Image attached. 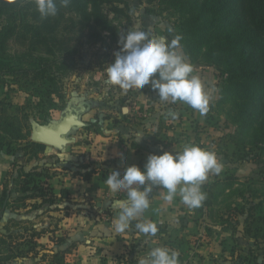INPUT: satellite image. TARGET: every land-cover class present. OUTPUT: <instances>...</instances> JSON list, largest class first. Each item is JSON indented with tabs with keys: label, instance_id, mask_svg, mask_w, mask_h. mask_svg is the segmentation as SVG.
Returning <instances> with one entry per match:
<instances>
[{
	"label": "rangeland",
	"instance_id": "obj_1",
	"mask_svg": "<svg viewBox=\"0 0 264 264\" xmlns=\"http://www.w3.org/2000/svg\"><path fill=\"white\" fill-rule=\"evenodd\" d=\"M129 2V8L123 13L109 12L105 8L111 25L109 30L92 28L91 21L71 13L76 22L82 23L71 25L66 18L60 21L55 28V40H49L56 42L52 51L48 50V45L39 42L34 49L35 41L31 39L33 34L31 28H27L28 23H33L30 17L25 19L24 27H21L0 13V114L6 112L8 116L17 119V124L10 126L9 130L22 127L23 133H29L27 139L20 142L14 139L10 132L4 131V125L0 123V196L3 189H9L10 204L17 209L26 204L24 213L31 212L30 205L36 201L26 200L25 204L22 202V183L16 180V176L23 173L22 167L30 170L33 162H36L31 153V143L37 142V125L56 124L74 109L83 107L85 110L82 117L87 119L89 125L72 129L70 136L83 143H96L91 151L101 149L104 152L108 144L98 141L104 138L102 131L112 129L108 134L114 139L120 121L123 123V120H126L117 118L122 114L121 108L125 103L123 98L129 96L134 100L124 106L130 108L137 116H143L138 125L141 134L148 137L152 148L149 153H175L182 151L185 144H197L215 152L223 170L219 175H209L202 185V191L207 194V198L202 206L196 209H189L178 197L171 204L165 202L159 194L160 189L154 187L150 195L156 203L155 207H159L162 212L154 222L159 230L155 236L141 234L142 237H138L144 243L141 249H131L129 253L125 250V255L130 260L128 263L134 264L133 260L136 263L137 257L146 255L155 246H166L179 253V264H264V243L245 233L244 215L239 213L241 206L249 208L252 204L261 202V214H264V167L258 161L260 150L233 136L238 128L234 118L237 113L236 102L229 99L225 103H219L222 78L218 76L215 67L192 61L180 46L185 59L193 66V74L207 86L206 92L210 97L209 110L203 116L189 106L160 100L157 92L148 88L149 85L141 90L130 89L125 92L118 86L107 83L105 70L108 64L114 62V52L119 50V34L139 27L155 35L167 36L170 41L178 32L175 0ZM24 4L31 8L36 7L34 0H26ZM146 8L151 10V14L146 13ZM133 12L139 15L130 14ZM10 26H15L18 30H29L30 39L17 41V36L13 35L5 41L3 34ZM42 33L48 36L44 27ZM20 66L36 68L39 77L33 79L30 75L29 79H26L17 76L14 70ZM49 71L56 78L55 81L42 78V72L48 74ZM56 83L61 96L53 92L47 98V86ZM50 90L52 91L51 86ZM110 142L114 150L116 142ZM9 148L12 149L11 154L6 152ZM112 161L107 159L106 162L112 165ZM98 164L106 165L103 162ZM143 167L144 165L140 168ZM48 168L47 176L54 175L49 183L59 193L61 178L56 177L55 168ZM228 176L237 177L234 185L217 198L213 197L220 189L219 182L223 183ZM106 178L102 177L100 181L103 186L106 185ZM37 180L39 181L38 178ZM41 180L47 181V177ZM94 184L96 189L100 183L96 181ZM122 192L116 193L115 196H120ZM209 192L213 195H209ZM92 199L97 201L100 197ZM67 202H62L61 205L65 208L72 204ZM18 212L20 211L14 213ZM255 214H260L258 208ZM56 218H59L58 215L45 219L36 218L28 223L9 219L5 226L1 225L5 221L1 214L0 264H80V260L87 257H92L87 264H117L118 257L124 254V250H110V256L101 250L96 251L99 249L97 245H94L96 250L88 254L84 248L75 254H71V250L59 249L58 242L65 241L68 236L64 230L58 232ZM128 237L129 240L132 239L131 235ZM33 243L36 249L31 252ZM52 252H60L62 255L58 254L59 257L55 259ZM104 256H108L107 262L103 260Z\"/></svg>",
	"mask_w": 264,
	"mask_h": 264
},
{
	"label": "trees",
	"instance_id": "obj_2",
	"mask_svg": "<svg viewBox=\"0 0 264 264\" xmlns=\"http://www.w3.org/2000/svg\"><path fill=\"white\" fill-rule=\"evenodd\" d=\"M24 1L26 0H0V13L2 12L1 14H4L7 19H11L21 27H24L25 19L30 17L33 23H28L27 28L30 27L33 34L31 39L35 41L34 49L39 42L48 45L49 51H52L56 43L49 40H55V28L64 18L69 20L71 25L82 23L74 20L73 14H76L91 21L92 28L101 27L109 30L111 25L105 8L109 12L123 13L130 5L129 0H70L68 6L64 7L61 6L60 0H56L57 15L42 20L36 7L26 6ZM175 2L178 13L176 35L182 37L180 46L192 61L204 62L215 67L218 76L222 78L219 103H225L229 99L236 102L237 113L234 118L238 128L233 136L258 148L260 150L258 161L264 167V0H175ZM145 10L146 13L151 14L150 9ZM43 27L48 32V36L42 33ZM28 31L10 26L6 28L3 38L6 41L9 37L16 35L17 41H28L30 39ZM32 67L20 66L14 72L17 76L26 79H29L30 75L33 79L38 78V70ZM46 73L42 72V78L46 77L50 81H55L56 78L52 76L51 71ZM53 92L61 96L57 83L47 86L45 96L49 98ZM17 122V119L8 116L6 112L0 114V123L4 125L3 130L10 132L14 139L20 142L25 141L29 133H23L22 127L15 128L13 131L9 130V127L15 126ZM31 145L33 146L31 153L36 162H33L30 170L22 167L24 171L16 176V180L22 183L20 188L22 202L25 204L26 200L36 201L30 205L31 212L27 215L29 219H34L50 210H58L62 203L60 201L68 198L69 192L66 188H60L57 193L55 187L49 183L54 175L47 176L49 175L48 167H53L61 161L58 154L48 150L54 148L39 142H33ZM6 152L11 154L12 149L9 148ZM42 154L51 161L45 160V163H40ZM97 171V168H93L83 176L90 177ZM44 177H47V181L41 180ZM236 180L237 177L228 176L224 184L219 182L220 189L213 197L217 198L223 194L234 185ZM10 194L9 189L2 190L0 196L2 209H11L13 212L26 209V204L21 206L20 210L12 206ZM209 195L213 193L209 192ZM257 208L260 211L259 215L255 214ZM262 210V203L258 202L249 208L241 206L239 213L244 215L245 233L264 243ZM233 226L235 228V225ZM4 238L7 240V237L4 236ZM3 243L6 244V241ZM58 243H61V240ZM30 249L34 252L36 245L33 243ZM52 253L55 259L59 257L58 254L62 255L60 252Z\"/></svg>",
	"mask_w": 264,
	"mask_h": 264
},
{
	"label": "clouds",
	"instance_id": "obj_3",
	"mask_svg": "<svg viewBox=\"0 0 264 264\" xmlns=\"http://www.w3.org/2000/svg\"><path fill=\"white\" fill-rule=\"evenodd\" d=\"M34 3L42 19L57 15L56 0H34ZM69 3L70 0H60L61 6L67 7ZM181 39L176 35L169 41L167 36L155 35L139 27L119 34V50L114 52V62L105 70L107 83L125 92L150 85L160 100L173 104L182 102L201 116L205 115L210 97L182 53ZM222 170L223 165L215 152L197 144H185L182 151L175 153H150L143 169L132 164L123 174L112 170L105 180L109 191L126 194V198L113 202V208L117 210L113 220L115 232L124 233L136 221V230L146 236H155L159 230L157 224L140 221L142 214L150 208L154 187L160 189L159 194L165 202L171 204L178 197L189 209H196L207 198L202 185L209 175H219ZM178 257L175 250L155 246L146 255L137 257L136 264H179Z\"/></svg>",
	"mask_w": 264,
	"mask_h": 264
},
{
	"label": "crops",
	"instance_id": "obj_4",
	"mask_svg": "<svg viewBox=\"0 0 264 264\" xmlns=\"http://www.w3.org/2000/svg\"><path fill=\"white\" fill-rule=\"evenodd\" d=\"M203 85L206 91L207 86L206 84ZM148 88H150V90L152 89L150 85ZM153 98L151 97V99ZM123 99L126 105L134 100V98L129 96ZM124 104L121 108L122 114L116 118L119 120H126H123V123L120 121V125L116 128L114 139L111 134H108V132H112V129H104L102 131L104 132V138L98 140L101 143L108 144V148L104 152L101 151V149L96 152L91 151L96 143H94V145H92L91 142L83 143L82 141L72 138L70 133L68 137L73 139V142L68 146L69 150L68 147L65 152H60L55 148L48 149L50 152L58 154L61 159L60 163L53 165V168H55L54 170L57 171L56 177L61 178V180H59L61 186L58 188L59 190L60 188H66L69 192L68 198H63L60 202L64 203L68 201L72 202V204L67 202L68 205L65 203L68 205L65 208L60 204L58 210H50L36 217L45 219L48 216L53 217L58 215L59 218H56V222H58L57 230L58 232L64 230L68 236L65 241L57 245L59 249L71 250L70 253L75 254L84 248L85 253L88 254L91 251H95L96 247H94V245H97L99 249L96 251L101 250L107 255L110 254V256L112 254L110 250H124V254L118 257L117 264H129L128 262L130 260L126 257L125 253L127 251L125 250H128L127 253H129L131 249L137 251L144 247V243L138 239V237H142V233L136 230V221H133L130 228L124 233L117 234L115 232L113 220L117 210L113 208V202L116 199L126 198V194L123 191L120 196L116 197L115 194L109 191L108 186H103L100 181H102V177L103 179L106 178L112 170H119L121 174H123L124 169L129 165L135 164L141 167L146 163L147 156L150 154L149 151L152 149L148 142V137L142 135L139 129L138 121L141 120L143 116H137L132 113L130 108L125 107ZM177 104L188 106L182 102H177L176 105ZM197 117L198 116H196V118ZM82 119L85 122L87 121L86 118L82 117ZM87 124L86 122L85 126H87ZM100 136L101 135H99V138ZM111 140L116 142V148H114V150L111 147ZM107 159L113 160L112 165L106 162ZM40 160H42L40 163H45V160L51 161L49 158L47 159L45 154L40 155ZM98 162H103L106 165L99 166ZM92 167L94 169L97 168L98 171L93 173L90 177H84L83 174L92 170ZM102 168L107 170H102ZM59 171L63 173L60 174ZM63 180L65 182H63ZM96 181L100 184H98L95 189L94 182ZM74 189H76V191H74ZM79 190H81V192H77ZM92 197H100V200H93ZM150 201V208L142 214L140 221L149 220L150 222H155L157 221L156 219L160 217L162 212L159 207H155L156 203L151 196ZM1 214L5 220L1 225L5 224V226L9 219H16L26 223H28L29 220L34 221L36 219H29L27 216L28 213H24V210L15 214L10 209H0V216ZM44 216L46 217L44 218ZM50 227L54 228V226ZM129 235L132 236L130 240L128 237ZM150 241L152 242V240ZM146 242L149 243L148 240H146ZM53 245L55 246V244ZM54 246L50 247L54 248ZM90 258L92 257H87L85 260L81 259L80 264H87ZM106 259H108V256H104L103 260L107 262ZM133 262L136 264L134 260Z\"/></svg>",
	"mask_w": 264,
	"mask_h": 264
},
{
	"label": "water",
	"instance_id": "obj_5",
	"mask_svg": "<svg viewBox=\"0 0 264 264\" xmlns=\"http://www.w3.org/2000/svg\"><path fill=\"white\" fill-rule=\"evenodd\" d=\"M84 110L83 107L74 109L73 112L63 116L56 124H50L49 126L37 125L35 128L36 141L53 147L60 152H65L73 142V139L68 137L72 129L86 125V122L82 119Z\"/></svg>",
	"mask_w": 264,
	"mask_h": 264
}]
</instances>
